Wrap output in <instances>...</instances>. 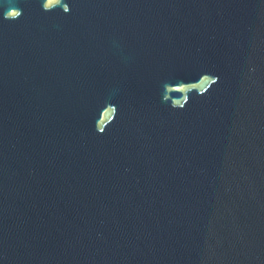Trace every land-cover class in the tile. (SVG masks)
<instances>
[{"label":"water","instance_id":"water-1","mask_svg":"<svg viewBox=\"0 0 264 264\" xmlns=\"http://www.w3.org/2000/svg\"><path fill=\"white\" fill-rule=\"evenodd\" d=\"M0 0V264H264V0Z\"/></svg>","mask_w":264,"mask_h":264},{"label":"clouds","instance_id":"clouds-1","mask_svg":"<svg viewBox=\"0 0 264 264\" xmlns=\"http://www.w3.org/2000/svg\"><path fill=\"white\" fill-rule=\"evenodd\" d=\"M52 2H54V0H46V4H45V6H46V7L49 6Z\"/></svg>","mask_w":264,"mask_h":264},{"label":"snow or ice","instance_id":"snow-or-ice-1","mask_svg":"<svg viewBox=\"0 0 264 264\" xmlns=\"http://www.w3.org/2000/svg\"><path fill=\"white\" fill-rule=\"evenodd\" d=\"M49 7H50V5H49Z\"/></svg>","mask_w":264,"mask_h":264}]
</instances>
